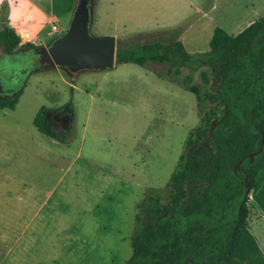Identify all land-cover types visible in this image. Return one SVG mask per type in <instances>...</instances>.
Wrapping results in <instances>:
<instances>
[{"label":"rangeland","instance_id":"rangeland-1","mask_svg":"<svg viewBox=\"0 0 264 264\" xmlns=\"http://www.w3.org/2000/svg\"><path fill=\"white\" fill-rule=\"evenodd\" d=\"M66 1L63 33L78 3ZM263 16L264 0H96L89 31L118 41L176 30L195 56L209 51L214 28L236 35ZM48 46L16 51L34 63L29 70L0 51V100L22 90L13 111L0 110V264H124L143 197L151 189L166 196L190 131L210 108L219 114L209 100L217 75L202 68L205 83L200 70L192 75L204 96L198 109L193 94L155 75L166 66L71 73L38 64L33 51ZM41 107L57 110L50 119L70 136L65 144L33 126ZM249 198L246 227L264 254V220Z\"/></svg>","mask_w":264,"mask_h":264},{"label":"trees","instance_id":"trees-1","mask_svg":"<svg viewBox=\"0 0 264 264\" xmlns=\"http://www.w3.org/2000/svg\"><path fill=\"white\" fill-rule=\"evenodd\" d=\"M156 34L157 39L136 33L118 40L116 65L166 66L155 75L193 94L198 109L204 96L192 75L200 70L205 83L208 75L201 69H209L217 75L209 100L218 105L219 114L216 106L210 108L190 131L165 186L166 196L151 189L143 197L134 216L131 256L124 264H264L246 227L250 193L264 215V16L237 35L214 28L209 51L201 55H190L176 30ZM19 45L12 29H0L2 52L35 48ZM184 69L189 73L180 78ZM21 94L1 99L0 110H14ZM55 111L41 107L32 123L45 138L65 144L70 136L54 129L50 115ZM260 146L250 161L248 155Z\"/></svg>","mask_w":264,"mask_h":264},{"label":"water","instance_id":"water-1","mask_svg":"<svg viewBox=\"0 0 264 264\" xmlns=\"http://www.w3.org/2000/svg\"><path fill=\"white\" fill-rule=\"evenodd\" d=\"M92 5L89 0H78L66 32L51 42L46 50H39L38 64L65 68L71 73L85 70H112L116 64L117 40L113 36H92L90 25ZM260 148L249 154L250 161ZM241 159L234 168L240 170ZM245 186L248 187L247 178Z\"/></svg>","mask_w":264,"mask_h":264},{"label":"crops","instance_id":"crops-1","mask_svg":"<svg viewBox=\"0 0 264 264\" xmlns=\"http://www.w3.org/2000/svg\"><path fill=\"white\" fill-rule=\"evenodd\" d=\"M95 3L96 0L92 6L91 23L94 20ZM69 9L70 6L66 0H0V29H12L20 38L19 47L26 44L44 47L50 45L63 33ZM247 10L248 8H245L242 11ZM241 15L239 17H242ZM203 17L210 19L209 16L202 15L201 18ZM252 22H248L244 27L246 28ZM258 211L257 216L264 220L262 211L260 209Z\"/></svg>","mask_w":264,"mask_h":264},{"label":"flooded vegetation","instance_id":"flooded-vegetation-1","mask_svg":"<svg viewBox=\"0 0 264 264\" xmlns=\"http://www.w3.org/2000/svg\"><path fill=\"white\" fill-rule=\"evenodd\" d=\"M89 3L91 4V0H89ZM34 57L37 59V61L39 60L40 55L38 54L39 50H34ZM5 59H8L12 62H21L24 61L25 64H27L29 67L26 70H29L34 63L29 62L30 60L26 58V55L24 52H15L12 54H5ZM2 86V85H1ZM8 91V89H7Z\"/></svg>","mask_w":264,"mask_h":264}]
</instances>
